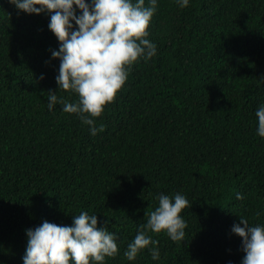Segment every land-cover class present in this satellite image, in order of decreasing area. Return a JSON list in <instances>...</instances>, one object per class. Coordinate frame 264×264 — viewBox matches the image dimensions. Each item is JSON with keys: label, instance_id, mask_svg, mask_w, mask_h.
<instances>
[{"label": "trees", "instance_id": "trees-1", "mask_svg": "<svg viewBox=\"0 0 264 264\" xmlns=\"http://www.w3.org/2000/svg\"><path fill=\"white\" fill-rule=\"evenodd\" d=\"M49 15L0 0V264H23L26 228L71 224L81 210L116 233L118 252L103 264H240L232 223H264L254 111L264 102V0H157L156 54L133 64L93 118L104 125L95 135L60 103L47 108L59 66ZM177 191L188 200L184 239L149 233L159 258L145 247L128 260L157 194Z\"/></svg>", "mask_w": 264, "mask_h": 264}, {"label": "clouds", "instance_id": "clouds-1", "mask_svg": "<svg viewBox=\"0 0 264 264\" xmlns=\"http://www.w3.org/2000/svg\"><path fill=\"white\" fill-rule=\"evenodd\" d=\"M9 2L27 13H50L47 27L58 40V47L51 50V57L59 59L54 77L57 90L75 94V99L58 97L57 90L49 89L47 108L51 111L54 104L60 103L62 111L74 113L89 126V133L95 135L104 125H97L93 118L100 116L105 105L114 99L133 64L156 54V43L148 38V26L157 0H147V5L145 0ZM175 3L183 8L189 0H175ZM254 111L256 133L264 137V102ZM235 195L242 198L240 192ZM156 199L157 205L145 213L146 221L137 226L123 251L128 260H134L145 247L153 260L159 258L157 240L149 233L163 232L172 241H182L185 237L187 222L180 215L188 205L185 195L179 191L171 196L160 192ZM261 211L255 215L260 216ZM71 220V224L43 220L35 227L26 228L23 264H103L106 256L117 254L116 233L108 230L107 221L98 226L96 213L85 210L71 215ZM231 232L241 238L244 255L240 264H264V223H249L245 216L239 215V222L231 225Z\"/></svg>", "mask_w": 264, "mask_h": 264}]
</instances>
